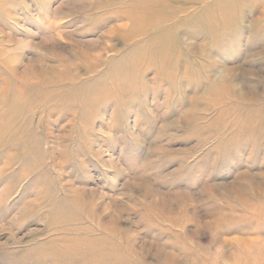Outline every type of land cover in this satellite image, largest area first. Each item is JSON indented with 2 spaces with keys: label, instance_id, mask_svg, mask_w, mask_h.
Wrapping results in <instances>:
<instances>
[{
  "label": "rangeland",
  "instance_id": "374dc122",
  "mask_svg": "<svg viewBox=\"0 0 264 264\" xmlns=\"http://www.w3.org/2000/svg\"><path fill=\"white\" fill-rule=\"evenodd\" d=\"M0 264H264V0H0Z\"/></svg>",
  "mask_w": 264,
  "mask_h": 264
},
{
  "label": "bare ground",
  "instance_id": "6f19581e",
  "mask_svg": "<svg viewBox=\"0 0 264 264\" xmlns=\"http://www.w3.org/2000/svg\"><path fill=\"white\" fill-rule=\"evenodd\" d=\"M151 4H152V3H151ZM144 10H145V7H142V8H141V12H144ZM141 12H140V13H141ZM140 13L135 14V15H136V19L140 16Z\"/></svg>",
  "mask_w": 264,
  "mask_h": 264
}]
</instances>
